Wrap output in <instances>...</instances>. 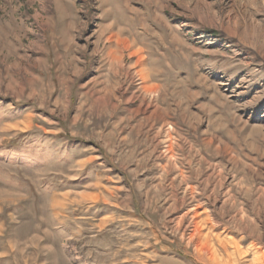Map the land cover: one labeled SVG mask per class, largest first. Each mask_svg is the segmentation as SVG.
<instances>
[{
	"label": "rangeland",
	"instance_id": "374dc122",
	"mask_svg": "<svg viewBox=\"0 0 264 264\" xmlns=\"http://www.w3.org/2000/svg\"><path fill=\"white\" fill-rule=\"evenodd\" d=\"M0 264H264V0H0Z\"/></svg>",
	"mask_w": 264,
	"mask_h": 264
}]
</instances>
